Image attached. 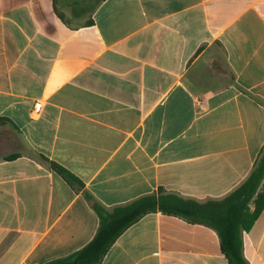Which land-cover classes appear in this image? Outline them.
<instances>
[{
    "label": "crops",
    "instance_id": "obj_1",
    "mask_svg": "<svg viewBox=\"0 0 264 264\" xmlns=\"http://www.w3.org/2000/svg\"><path fill=\"white\" fill-rule=\"evenodd\" d=\"M259 100L264 0H0V264H43L97 232L40 156L107 208L159 188L220 200L264 148ZM243 242L264 264V211ZM101 264L227 261L212 229L153 213Z\"/></svg>",
    "mask_w": 264,
    "mask_h": 264
},
{
    "label": "trees",
    "instance_id": "obj_2",
    "mask_svg": "<svg viewBox=\"0 0 264 264\" xmlns=\"http://www.w3.org/2000/svg\"><path fill=\"white\" fill-rule=\"evenodd\" d=\"M61 21L63 13L57 10ZM233 83L235 82L232 77ZM264 105V102L259 100ZM8 121V120H7ZM11 123L10 121H8ZM11 156L8 159H15ZM41 162L71 187L82 191L85 200L97 214L99 226L93 239L83 248L67 256L43 264H101L119 237L144 216L160 213L189 224L201 225L216 232L227 264H248L244 257L243 236L251 231L264 211V148L255 161L249 177L234 191L220 200L199 202L159 188L128 204L107 208L84 184L59 164L40 156Z\"/></svg>",
    "mask_w": 264,
    "mask_h": 264
},
{
    "label": "rangeland",
    "instance_id": "obj_3",
    "mask_svg": "<svg viewBox=\"0 0 264 264\" xmlns=\"http://www.w3.org/2000/svg\"><path fill=\"white\" fill-rule=\"evenodd\" d=\"M223 66V65H222ZM222 69H223V72H224V74L226 75V77H227V80H231L232 81V76H231V74L229 73V71L226 69V67H221Z\"/></svg>",
    "mask_w": 264,
    "mask_h": 264
},
{
    "label": "built area",
    "instance_id": "obj_4",
    "mask_svg": "<svg viewBox=\"0 0 264 264\" xmlns=\"http://www.w3.org/2000/svg\"><path fill=\"white\" fill-rule=\"evenodd\" d=\"M35 110H36V111H40V110H41V105H40V104H37V105L35 106Z\"/></svg>",
    "mask_w": 264,
    "mask_h": 264
}]
</instances>
